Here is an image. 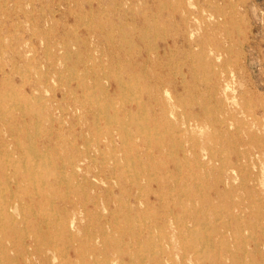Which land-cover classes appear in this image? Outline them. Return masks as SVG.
<instances>
[{"label":"rangeland","instance_id":"obj_1","mask_svg":"<svg viewBox=\"0 0 264 264\" xmlns=\"http://www.w3.org/2000/svg\"><path fill=\"white\" fill-rule=\"evenodd\" d=\"M81 1L0 0V203L17 195L13 223L0 222L8 256L0 264H264V244L254 243L264 242V152L241 169L227 165L234 145L253 141L249 133L264 151V0ZM117 81L127 90L113 91ZM128 98L142 107L122 102ZM94 102L119 108L113 119L127 126L123 114L134 106L152 143L160 138L167 148L124 142L116 125L108 141ZM80 157L82 169L72 171ZM175 204L177 224L163 227Z\"/></svg>","mask_w":264,"mask_h":264},{"label":"bare ground","instance_id":"obj_2","mask_svg":"<svg viewBox=\"0 0 264 264\" xmlns=\"http://www.w3.org/2000/svg\"><path fill=\"white\" fill-rule=\"evenodd\" d=\"M76 1V0H75ZM78 1V0H77ZM82 1H84V0H82ZM81 1V2H82ZM18 3V2H17ZM84 4V3H83ZM165 4V3H164ZM69 5V4H68ZM80 5V4H79ZM85 5V4H84ZM193 5V4H192ZM228 5V4H227ZM66 6V5H65ZM70 6V5H69ZM76 6V5H75ZM82 6V5H81ZM164 6H166V5H164ZM196 6V5H195ZM215 6V5H214ZM233 6V5H232ZM83 7V6H82ZM197 7V6H196ZM217 7V6H216ZM237 7V6H236ZM52 8H53V6H52ZM123 8V7H122ZM233 8V7H232ZM3 9V8H2ZM76 10V9H75ZM81 10V9H80ZM79 10V11H80ZM8 11V10H7ZM28 11V10H27ZM69 11H71V10H69ZM239 11V10H238ZM78 12V11H77ZM77 12H76V14H77ZM81 12H82V10H81ZM125 12V11H124ZM127 12V11H126ZM231 12V11H230ZM83 13H84V11H83ZM95 13V12H94ZM185 13V12H184ZM188 13H189V11H188ZM87 14V13H86ZM206 14V13H205ZM17 15V14H16ZM191 15V14H190ZM83 16V15H82ZM82 16H80V17H82ZM85 16V15H84ZM102 16V15H101ZM228 16V15H227ZM2 17V16H1ZM67 17V16H66ZM90 17V16H89ZM88 17V18H89ZM83 18V17H82ZM131 18V17H130ZM195 18V17H194ZM197 19V18H196ZM2 20V19H1ZM198 22V21H197ZM200 22V21H199ZM219 22V21H218ZM67 23V22H66ZM78 23V22H77ZM5 24V23H4ZM234 24V23H233ZM239 24V23H238ZM71 25H73V23L71 24ZM121 25V24H120ZM119 25V26H120ZM203 25H205V24H203ZM76 26V25H75ZM55 27V26H54ZM80 27H81V25H80ZM91 27H92V25H91ZM237 27V26H236ZM20 28H21V26H20ZM35 28H38L39 29V27H36L35 26ZM15 29V28H14ZM44 29V28H43ZM238 29V28H237ZM59 29H57V31H58ZM164 30V29H163ZM244 30V29H243ZM45 31V30H44ZM74 31H75V29H74ZM88 31V30H87ZM136 31V30H135ZM198 31V30H197ZM233 31V30H232ZM12 32V31H11ZM14 32V31H13ZM20 32V31H19ZM222 32V31H221ZM224 32V31H223ZM222 32V33H223ZM1 33V32H0ZM18 33V32H17ZM115 33V32H114ZM35 34V33H34ZM188 34V33H187ZM156 35H157V33H156ZM203 35V34H202ZM48 36V35H47ZM57 36V35H56ZM39 37V36H38ZM46 37V36H45ZM228 37V36H227ZM18 38V37H17ZM68 38V37H67ZM44 39V38H43ZM120 39V38H119ZM132 39V38H131ZM235 39V38H234ZM238 39H239V37H238ZM235 42H237L236 40H234ZM0 43H1V41H0ZM63 43V42H62ZM221 43V42H220ZM70 44V43H69ZM1 45V44H0ZM6 45V44H5ZM11 45V44H10ZM45 45V44H44ZM231 45V44H230ZM41 46V45H40ZM43 46V45H42ZM67 46H68V44H67ZM71 46V45H70ZM227 46V45H226ZM232 46V45H231ZM5 47V46H4ZM6 47H7V45H6ZM64 47H66V46H64ZM155 47V46H154ZM2 48V47H1ZM72 48V47H71ZM86 48V47H85ZM157 48V47H156ZM223 48V47H222ZM5 49V48H4ZM47 49V48H46ZM62 50V49H61ZM65 51V50H64ZM72 51V50H71ZM79 51V50H78ZM61 52V51H60ZM67 52V51H66ZM165 52V51H164ZM79 53H80V51H79ZM1 54V53H0ZM15 53H13V55H14ZM71 54V53H70ZM229 54V53H228ZM20 55V54H19ZM81 55V54H80ZM83 55V54H82ZM92 55V54H91ZM237 55V54H236ZM59 56V55H58ZM69 56V55H68ZM65 58V57H64ZM174 58V57H173ZM219 58V57H218ZM92 59V58H91ZM232 59V58H231ZM3 60V59H2ZM16 60V59H15ZM27 61V60H26ZM70 62V61H69ZM68 62V63H69ZM183 62H184V60H183ZM228 62V61H227ZM5 63H6V61H5ZM15 63V62H14ZM24 63V62H23ZM51 64V63H50ZM75 64V63H74ZM73 64V65H74ZM218 64V63H217ZM227 64V63H226ZM4 65V64H3ZM1 66V65H0ZM5 66V65H4ZM4 66H3V69H4ZM20 66V65H19ZM18 66V67H19ZM26 66H27V64H26ZM2 67V66H1ZM71 67V66H70ZM33 69V68H32ZM35 69V68H34ZM183 69V68H182ZM12 70V69H11ZM68 70V69H67ZM23 71V70H22ZM39 71V70H38ZM241 71V70H240ZM104 72V71H103ZM26 73V72H25ZM35 73V72H34ZM86 73V72H85ZM89 73V72H88ZM209 73V72H208ZM228 73H230V72H228ZM35 74H37V73H35ZM41 74V73H40ZM104 74V73H103ZM120 74V73H119ZM22 75V74H21ZM44 75V74H43ZM72 74H70V76H71ZM9 76V75H8ZM29 76V75H28ZM117 76H118V74H117ZM30 77V76H29ZM43 77V76H42ZM132 77V76H131ZM185 77V76H184ZM8 78V77H7ZM14 78V77H13ZM211 78V77H210ZM5 79V78H4ZM3 79V80H4ZM7 80V79H6ZM8 81V80H7ZM12 81V80H11ZM36 81V80H35ZM62 81V80H61ZM139 81V80H138ZM181 81V80H180ZM229 81V80H228ZM4 82V81H3ZM23 82V81H22ZM43 82V81H42ZM122 82V81H121ZM32 83V82H31ZM68 83V82H67ZM66 83V84H67ZM182 83V82H181ZM34 84H36V83H34ZM120 84H122V83H120ZM16 85V84H15ZM25 85H26V83H25ZM77 85V84H76ZM118 85H119V82L117 81L116 82V85H115V87L114 86H112V84L110 85V88L113 90V91H116V90H120V88L118 87ZM51 86V85H50ZM15 87V86H14ZM52 87H54L53 85H52ZM55 87H56V85H55ZM76 87V86H75ZM74 87V88H75ZM148 87V86H147ZM36 88V87H35ZM51 88V87H50ZM73 87H71V89H72ZM39 89V88H38ZM54 89V88H53ZM98 89V88H97ZM36 90V89H35ZM59 90V89H58ZM73 91H74V89H72ZM121 90H127V88H121ZM120 90V91H121ZM141 90V89H140ZM7 91V90H6ZM33 91V90H32ZM61 91V90H60ZM63 91V90H62ZM129 91V90H128ZM131 91V90H130ZM129 91V92H130ZM149 91V90H148ZM248 91V90H247ZM16 92H18V91H16ZM26 92V91H25ZM135 92V91H134ZM167 92V91H166ZM7 93V92H6ZM67 93V92H66ZM127 93V92H126ZM131 93H133V92H131ZM211 93V92H210ZM245 93V92H244ZM26 94V93H25ZM24 94V95H25ZM38 94V93H37ZM71 94H72V92H71ZM95 94V93H94ZM102 93H100V95H101ZM108 94H109V92H108ZM167 94V96H168V93H166ZM1 95V94H0ZM39 95V94H38ZM40 95H41V93H40ZM46 95V94H45ZM69 95H70V93H69ZM88 95V94H87ZM195 95V94H194ZM12 96V95H11ZM62 96H64V95H62ZM74 96V95H73ZM134 96V95H133ZM218 96V95H217ZM5 97V96H4ZM20 97V96H19ZM45 97V96H44ZM80 97V96H79ZM137 97V96H136ZM8 98V97H7ZM12 98V97H11ZM10 98V99H11ZM25 98V97H24ZM63 98V97H62ZM139 98V97H138ZM18 99V98H17ZM68 99V98H67ZM193 99V98H192ZM204 99V98H203ZM223 99V98H222ZM4 100V99H3ZM197 100H198V98H197ZM220 100V99H219ZM18 101V100H17ZM61 101V100H60ZM126 101V102H125ZM122 100V102L123 103H134L135 104V108L136 109H140L141 107H142V105H141V102L138 100V99H136V98H128L127 100ZM143 101V100H142ZM172 101V100H171ZM1 102V101H0ZM6 102H8V100L6 101ZM5 102V103H6ZM44 102H45V100H44ZM65 102V101H64ZM116 102V101H115ZM226 102V101H225ZM20 103V102H19ZM24 103H26V102H24ZM61 103V102H60ZM94 103H96V106H95V108L97 109L96 111L102 116H105L106 118H107V124H106V127H108V131L106 132V139L108 140V141H112L113 140V132H112V129H114V126L116 125L117 126V129H119V131L121 132L120 134H123L124 136H123V138H122V140L124 141V142H129V141H132V143L134 142V140H136V139H138V138H140V139H143L144 141H146V143L149 145V148H151V146H152V144H154L153 146H152V149H156V150H158V153H163L164 152V149L165 148H167L163 143H162V141H163V139L161 140L160 138L156 141V142H154V143H152V141H151V136L149 135V132H148V129L150 128V126H148V124H147V122H145V120L144 119H139V117L140 116H138V118H137V116H133V107H131L130 109H126L125 110V112H124V114L123 115H125L126 117L125 118H127L130 122H132L133 123V125H137L138 124V129L137 130H135L134 132H132V130H131V126H127L126 124H122V123H119L118 122V120H117V122H116V120L115 119H113L114 118V116L115 117H117V116H119V113H120V109L119 108H114L111 104H101V102H94ZM118 103V102H117ZM123 103H121V104H123ZM145 102L143 101V104H144ZM7 104V103H6ZM9 104H10V102H9ZM246 104V103H245ZM253 104V103H252ZM256 104V103H255ZM19 105V104H18ZM22 105V104H21ZM217 105V104H216ZM223 105V104H222ZM157 106V105H156ZM41 107H42V105H41ZM152 107H154V105L152 106ZM43 108V107H42ZM205 108V107H204ZM235 108V107H234ZM233 108V109H234ZM15 109V108H14ZM81 108L79 107H75V111H78V110H80ZM207 109V108H206ZM205 109V110H206ZM213 109V108H212ZM66 110V109H65ZM223 111V110H222ZM4 112V111H3ZM19 112V111H18ZM114 113L113 115H111V113ZM136 113V112H135ZM251 113V112H250ZM25 114V113H24ZM143 114V113H142ZM26 115V114H25ZM94 115H95V113H94ZM165 115H166V113H165V111H163L162 110V112L160 111V113H159V116H158V118H155V121H158V119H160V118H164L165 117ZM214 115V114H213ZM96 116V115H95ZM190 116V115H189ZM209 116H211L212 117V114L211 115H209ZM181 117V116H180ZM216 117V116H215ZM1 118V117H0ZM184 118H186L187 119V117H185L184 116ZM201 118H202V116H201ZM234 118V117H233ZM122 119V118H121ZM4 120V119H3ZM147 120V119H146ZM189 120V119H188ZM234 120H236V119H234ZM264 120V119H263ZM36 121V120H35ZM45 121V120H44ZM57 121H58V119H57ZM72 121V120H71ZM70 121V122H71ZM59 122V121H58ZM76 122V121H75ZM74 122V123H75ZM122 122H124V123H126V120L125 121H122ZM3 123H5V122H3ZM216 124H218L220 127H222L223 128V126L224 125H228V124H226L227 122L226 121H223V120H219V121H216L215 122ZM20 124V123H19ZM50 124V123H49ZM76 124V123H75ZM128 124V123H127ZM187 124H188V122H187ZM211 124V123H210ZM6 125V124H5ZM36 125V124H35ZM132 125V124H131ZM132 125V126H133ZM172 125H173V123H172ZM197 125V124H196ZM208 125V124H207ZM212 125H213V123H212ZM250 125V124H249ZM3 126H4V124H3ZM32 126V125H31ZM105 126V125H104ZM175 126V125H174ZM102 127V126H101ZM155 127V128H154ZM154 129H156L157 128V126L156 125H154ZM189 127V126H188ZM26 128V127H25ZM97 128V127H96ZM166 128V127H165ZM208 128H209V126H208ZM238 128V127H237ZM27 129V128H26ZM33 129V128H32ZM55 129H56V127H55ZM224 129V128H223ZM257 129V128H256ZM255 129V130H256ZM18 130V129H17ZM24 130V129H23ZM34 130V129H33ZM35 130H36V126H35ZM157 130V129H156ZM227 130V129H226ZM225 130V131H226ZM229 130V129H228ZM231 130V129H230ZM239 130V129H238ZM253 130V129H252ZM69 131V130H68ZM150 131V130H149ZM178 131H179V129H178ZM6 132V131H5ZM151 132V131H150ZM156 132H159L158 130L157 131H155L154 133H156ZM163 132V131H162ZM1 133H2V131H1ZM105 133V132H104ZM161 133V132H160ZM214 133V132H213ZM223 133V132H222ZM225 133V135L227 134L226 132H224ZM223 133V134H224ZM24 134V133H23ZM35 134V133H34ZM63 134V133H62ZM65 134V133H64ZM64 134H63V136H64ZM68 134H69V132H68ZM67 134V135H68ZM157 134H159V133H156V134H154V135H157ZM249 134H251V136H250V138L254 141L255 140V138L252 136V133H249ZM10 135H12V134H10ZM13 135H14V133H13ZM18 135V134H17ZM36 135V134H35ZM47 135V134H46ZM100 135V134H99ZM32 136H34V135H32ZM38 136V135H37ZM59 136V135H58ZM62 136V137H63ZM80 136V135H79ZM239 136V135H238ZM10 137V136H9ZM35 138H36V136H34ZM65 137H66V135H65ZM78 137V136H77ZM101 137V136H100ZM182 137V136H181ZM226 137V136H225ZM234 137V136H233ZM256 137H257V135H256ZM262 137V136H261ZM17 138V137H16ZM41 138V137H40ZM230 138V137H229ZM51 139H53V137H51ZM61 139V138H60ZM59 139V140H60ZM97 139V138H96ZM17 140V139H16ZM84 140V139H83ZM98 140V139H97ZM102 140V139H101ZM204 140V139H203ZM225 140V139H224ZM224 140H223V142H224ZM2 141V140H1ZM31 141H33V140H31ZM70 141V140H69ZM71 141H73V140H71ZM205 141V140H204ZM227 141V140H226ZM253 141H251V142H249V144L251 145V147H245V145H249L248 143L246 144L245 142H243V141H240V142H238L236 145H234L233 146V148L231 149V157H230V161L229 162H227V165L229 166V168L231 169V170H237V169H241L243 166H244V163H252V161H254L256 158H258V160H260L259 159V157L260 156H262L263 155V149H260V148H258V146H256V144H255V142H253ZM43 142V141H42ZM114 142V141H113ZM231 142V141H230ZM16 143V142H15ZM31 143V142H30ZM66 143H68V142H66ZM66 143H64V144H62V145H64L65 146V144ZM85 143V142H84ZM98 143V142H97ZM122 143V142H121ZM150 143H151V145H150ZM236 143V142H235ZM4 144V143H3ZM32 144V143H31ZM44 144V143H43ZM56 144V143H55ZM86 144V143H85ZM225 144V143H224ZM2 145V144H1ZM0 145V146H1ZM61 145V146H62ZM68 145V144H67ZM80 145H83V144H80ZM97 145V144H96ZM196 145V144H195ZM5 146V145H4ZM29 146V145H28ZM31 146V145H30ZM32 146H34V145H32ZM37 146V145H36ZM50 146V145H49ZM63 146V147H64ZM67 147V146H66ZM105 147V146H104ZM183 147H185V146H183ZM182 147V148H183ZM21 148V147H20ZM25 148V147H24ZM26 148H28V147H26ZM33 148V147H32ZM47 148V147H46ZM54 148V147H53ZM52 148V149H53ZM58 149V148H57ZM101 149V148H100ZM109 149V148H108ZM137 149H139V148H137ZM185 149V148H184ZM3 150V149H2ZM195 150V149H194ZM33 151V150H32ZM37 151V150H36ZM43 151V150H42ZM46 151V150H45ZM65 151V150H64ZM92 151V153H93V150H91ZM108 151V150H107ZM215 151H217V150H215ZM7 152V151H6ZM16 152V151H15ZM30 152V151H29ZM58 152V151H57ZM63 152V151H62ZM61 152V153H62ZM105 152V151H104ZM109 152V151H108ZM219 152V151H218ZM224 152H225V150H224ZM22 153V152H21ZM37 153H38V151H37ZM44 152H42V154H43ZM126 153V152H125ZM124 152H123V154H125ZM130 153V152H129ZM206 153V152H205ZM220 153V152H219ZM22 154H25L24 153V151H23V153ZM31 154V153H30ZM35 154V153H34ZM41 154V155H42ZM64 154H65V152H64ZM102 154V153H101ZM112 154V153H111ZM111 154H110V156H111ZM131 154V153H130ZM169 154V153H168ZM167 154V155H168ZM213 155H214V153H212ZM11 155H13L12 153H11ZM49 155H51V154H49ZM68 155V154H67ZM75 155V154H74ZM92 155V154H91ZM115 155V154H114ZM171 155V154H170ZM207 155V154H206ZM9 156V155H8ZM7 156V157H8ZM21 155H19V157H20ZM53 156V155H52ZM51 156V157H52ZM55 156H57V155H55ZM73 156V155H72ZM86 156V155H85ZM124 156V155H123ZM2 157V156H1ZM31 157H32V155H31ZM84 157V156H83ZM112 157V156H111ZM197 157V156H196ZM23 158V157H22ZM33 158V157H32ZM37 158V157H36ZM35 158V159H36ZM39 158V157H38ZM129 158H131L130 156H129ZM198 158V157H197ZM5 159H6V157H5ZM34 159V160H35ZM47 159V158H46ZM46 159H45V161H46ZM75 159V158H74ZM78 159V158H77ZM109 159V158H108ZM120 159V158H119ZM143 159V158H142ZM216 159V158H215ZM9 160V159H8ZM14 160V159H13ZM30 160H31V158H30ZM38 160V159H37ZM65 160V159H64ZM81 160H82V157H80L78 160H75V161H73V159H72V161L70 162L71 164V169H72V171H79V169H82V166H81V164H80V162H81ZM101 160H103V158L101 159ZM106 160V159H105ZM116 160V159H115ZM122 160V159H121ZM120 160V161H121ZM125 160H127V159H125ZM146 160V159H145ZM6 161V160H5ZM11 161V160H10ZM44 161V162H45ZM48 161H49V159H48ZM99 161V160H98ZM117 161V160H116ZM210 161H212V160H210ZM222 161H223V159H222ZM16 162H17V160H16ZM41 162H42V160H41ZM67 162H69V161H67ZM135 162V161H134ZM159 162V161H158ZM179 162V161H178ZM178 162H176L174 165H175V167L176 166H178ZM218 162V161H217ZM256 162V161H255ZM43 163V162H42ZM41 163V164H42ZM114 163V162H113ZM126 163V162H125ZM125 163H124V165L123 166H125ZM136 163V162H135ZM140 163V162H139ZM221 163V162H220ZM223 163V162H222ZM12 164V163H11ZM15 164V163H14ZM56 164H57V162H56ZM62 164V163H61ZM68 164V163H67ZM111 164V163H110ZM118 164V163H117ZM121 164H122V162H121ZM120 164V165H121ZM131 164V163H130ZM129 164V165H130ZM141 164V163H140ZM205 164H206V162H205ZM9 165V164H8ZM22 165H24V164H22ZM44 165H45V163H44ZM113 165V164H112ZM204 165V164H203ZM207 165V164H206ZM28 166H31V165H28ZM34 166V165H33ZM47 166V165H46ZM62 166V165H61ZM116 166V165H115ZM131 166V165H130ZM150 166V165H149ZM213 166H214V163H213ZM247 165H245V168H248V166L246 167ZM251 166V165H250ZM256 166V165H255ZM13 167H14V165H13ZM89 167V166H88ZM110 167V165L108 166V168ZM127 167V166H126ZM154 167V166H153ZM152 167V168H153ZM217 167V166H216ZM222 167V166H221ZM2 168V167H1ZM11 168V167H10ZM10 168H8V169H10ZM25 168V167H24ZM113 168V170L112 171H114V167H112ZM121 168V167H120ZM124 168V167H123ZM133 168V167H132ZM228 168V169H229ZM30 168L29 167H27V170H29ZM37 169H38V165H37ZM126 169V168H125ZM131 169V168H130ZM180 169V168H179ZM252 169V168H251ZM33 170V169H32ZM40 170V169H39ZM143 170H145V169H143ZM214 170V169H213ZM260 170V169H259ZM98 171V170H97ZM96 171V172H97ZM102 171H103V169H102ZM131 171V170H130ZM133 171V170H132ZM137 171V170H136ZM135 171V172H136ZM153 171V170H152ZM220 171H221V168H220ZM230 171V170H229ZM228 171V172H229ZM239 171V170H238ZM252 171V170H251ZM125 172H127V170L125 171ZM244 172V171H243ZM16 173V172H15ZM19 173H22V171H21V169L20 170H18L17 171V175L19 174ZM62 173V172H61ZM110 173V172H109ZM119 173V172H118ZM213 173V172H212ZM40 174H42L41 172H40ZM72 174V173H71ZM145 174V173H144ZM155 174V173H154ZM169 174V173H168ZM167 174V175H168ZM195 174V173H194ZM245 174H247V173H245ZM256 174H257V172H256ZM8 175V174H7ZM13 175V174H12ZM15 175V174H14ZM13 175V176H14ZM29 175H31L30 173H29ZM48 175V174H47ZM62 175V174H61ZM60 175V176H61ZM65 175V174H64ZM222 175V174H221ZM236 175V174H235ZM19 176V175H18ZM39 176V175H38ZM43 176V175H42ZM69 176V175H68ZM71 176V175H70ZM118 176H119V174H118ZM120 176H123V175H120ZM248 176H249V174H248ZM40 177V176H39ZM45 177V176H44ZM43 177V178H44ZM63 177V176H62ZM218 177V176H217ZM245 177H246V175H245ZM12 178V177H11ZM18 178V177H17ZM32 178H34L33 177V175H32ZM41 178V177H40ZM59 178V177H58ZM123 178V177H122ZM121 178V179H122ZM180 178V177H179ZM214 178V177H213ZM223 179H224V177H222ZM247 178V177H246ZM252 178V177H251ZM23 179H25V178H23ZM28 179V178H27ZM69 179V178H68ZM67 179V180H68ZM90 180H91V178H89ZM253 179V178H252ZM16 180V179H15ZM44 180V179H43ZM93 180V179H92ZM148 180H151V178L150 179H148ZM176 180V179H175ZM221 180V179H220ZM254 180V179H253ZM6 181H7V179H6ZM23 181H25V180H23ZM38 181H39V179H38ZM113 181V180H112ZM136 181V185H137V180H135ZM156 181V180H155ZM224 181V180H223ZM223 181H221L222 183H224ZM248 181V180H247ZM10 182V181H9ZM92 182V181H91ZM90 182V183H91ZM126 182V181H125ZM232 182V181H231ZM241 182H243V181H241ZM249 182V181H248ZM20 183V182H19ZM65 183V182H64ZM94 183V182H93ZM158 183V182H157ZM183 183V182H182ZM235 183H236V181H235ZM247 183V182H246ZM32 184V183H31ZM67 184V183H66ZM83 184H85V183H83ZM119 184V183H118ZM145 184H147V182L145 183ZM144 184V185H145ZM149 184V183H148ZM147 184V185H148ZM153 184V183H152ZM186 184V183H185ZM244 184L245 183H243V186H244ZM250 184V183H249ZM1 185H3V184H1ZM34 185V188H36L35 187V185L36 184H33ZM68 185V184H67ZM120 185V184H119ZM123 185V184H122ZM254 185H255V183H254ZM26 186V185H25ZM71 186V185H70ZM146 186V185H145ZM256 186V185H255ZM23 187V186H22ZM29 187V186H28ZM81 187V186H80ZM79 187V188H80ZM132 187V186H131ZM232 187H233V185H232ZM231 187V188H232ZM258 187H259V185H258ZM11 188V187H10ZM21 188V187H20ZM24 188V187H23ZM33 188V189H34ZM41 188V187H40ZM60 188V187H59ZM106 188V187H105ZM174 188V187H173ZM6 189H7V187H6ZM93 189V188H92ZM108 189H109V187H108ZM107 189V190H108ZM121 188H119V190H120ZM131 189V188H130ZM154 189H155V187H154ZM171 189V188H170ZM182 189V188H181ZM233 189H234V187H233ZM244 189V188H243ZM242 189V190H243ZM250 189V188H249ZM253 189V188H252ZM28 190V189H27ZM106 190V191H107ZM223 190V189H222ZM227 190L229 191V189L227 188ZM246 190V189H245ZM247 190H248V186H247ZM15 191V190H14ZM17 191V190H16ZM60 191V190H59ZM236 191V190H235ZM254 191V190H253ZM252 191V192H253ZM12 192V191H11ZM34 192H35V189H34ZM66 192V191H65ZM158 192V191H157ZM223 192H224V190H223ZM246 192V191H245ZM20 193V192H19ZM32 193V192H31ZM38 193V192H37ZM139 193H140V191H139ZM183 193V192H182ZM231 193V192H230ZM40 194V193H39ZM103 194V193H102ZM136 194V193H135ZM246 194V193H245ZM252 194V193H251ZM250 194V195H251ZM54 195V194H53ZM207 195V194H206ZM237 195V194H236ZM255 195V194H254ZM5 196V195H4ZM17 196V195H16ZM16 196H14L13 198H12V201H5V202H1L0 203V222L2 223V222H11V223H13V215L11 214V212L12 211H16L17 209H16V207H15V205H12V204H14V203H12L13 201H15L16 199H17V197ZM21 196V195H20ZM233 196V195H232ZM240 196V195H239ZM238 196V197H239ZM242 196V195H241ZM248 198H249V196L248 195H246ZM182 197V196H181ZM187 197V196H186ZM231 197V196H230ZM246 197V198H247ZM256 197V196H255ZM59 198V197H58ZM131 198V197H130ZM138 198V197H137ZM172 198V197H171ZM246 198H244V199H246ZM261 198V197H260ZM52 199V198H51ZM221 199V198H220ZM237 199V198H236ZM242 199V198H241ZM2 200V199H1ZM5 200V199H4ZM74 200V199H73ZM73 200H72V203H73ZM187 200H188V198H187ZM195 200V199H194ZM232 200V199H231ZM52 201V200H51ZM237 201V200H236ZM255 201V200H254ZM41 202V201H40ZM70 202H71V200H70ZM109 202V201H108ZM170 202V201H169ZM179 202V201H178ZM233 202V201H232ZM238 202V201H237ZM22 203V202H21ZM34 203V202H33ZM37 203V202H36ZM105 203V202H104ZM167 203V202H166ZM183 203V202H182ZM245 203V202H244ZM255 203V202H254ZM259 203V202H258ZM23 204H25L24 202H23ZM114 204V203H113ZM134 204V203H133ZM142 204V203H141ZM153 204V203H152ZM212 204V203H211ZM236 204V203H235ZM251 204H252V201H251ZM29 205V204H28ZM37 205H39V203H37ZM173 205V204H172ZM254 205V204H253ZM258 205V204H257ZM260 205H261V202H260ZM133 206V205H132ZM145 206H146V204H145ZM168 206V205H167ZM166 206V207H167ZM198 206V205H197ZM224 206V205H223ZM222 206V207H223ZM225 206H226V204H225ZM229 206V205H228ZM234 206V205H233ZM240 206H241V204H240ZM24 207V205L22 206V208ZM33 207V206H32ZM41 207V206H40ZM66 207V206H65ZM143 207V206H142ZM169 207V211L167 212V214H169V216H167V214H166V216L164 215V217H162V221H161V223H162V225H163V227H165V226H167L168 224H170L171 222L172 223H174V221L176 222L177 220H176V213H177V204H175L173 207H170V206H168ZM243 207H245V206H243ZM254 207H255V205H254ZM25 208V207H24ZM48 208V207H47ZM130 208V207H129ZM165 208V207H164ZM30 209H32V208H30ZM45 209V208H44ZM65 209V208H64ZM89 209V208H88ZM125 209V208H124ZM21 210V209H20ZM52 210V209H51ZM148 210V209H147ZM254 210V208L252 209V211ZM44 211V210H43ZM109 211H111V210H109ZM113 211V210H112ZM144 211V210H143ZM129 212V211H128ZM154 212V211H153ZM157 212H158V210H157ZM161 212H162V210H161ZM163 212H164V210H163ZM185 212V211H184ZM215 212H217V211H215ZM257 212V211H256ZM262 212V211H261ZM45 213H46V211H45ZM151 213V212H150ZM187 213V212H186ZM158 214V213H157ZM162 214V213H161ZM192 214V213H191ZM216 214V213H215ZM257 214V213H256ZM50 215V214H49ZM70 215V214H69ZM102 215V214H101ZM106 215V214H105ZM160 215V214H159ZM243 215V214H242ZM246 215V214H245ZM244 215V216H245ZM255 214L253 213V216H254ZM259 214H257L256 215V217L258 216ZM184 216V215H183ZM193 217H195V215L193 214L192 215ZM16 217V216H15ZM14 217V218H15ZM58 217V216H57ZM241 217V216H240ZM19 218V217H18ZM114 218H116V216L114 217ZM135 218V217H134ZM178 218V217H177ZM196 218V217H195ZM254 218V217H253ZM258 218V217H257ZM256 218V219H257ZM17 219V218H16ZM61 219V218H60ZM159 219V218H158ZM189 219V218H188ZM191 219V218H190ZM196 219H198V218H196ZM217 219V218H216ZM225 219V218H224ZM224 219H223V222H224ZM26 220V219H25ZM106 220V219H105ZM124 220V219H123ZM180 220H182L181 218H180ZM247 220H249V219H247ZM260 220H261V218H260ZM57 221V220H56ZM55 221V222H56ZM120 221H122V220H120ZM24 222V221H23ZM45 222H47V221H45ZM90 222V221H89ZM105 222V221H104ZM226 222H227V220H226ZM242 222V221H241ZM32 223V222H31ZM30 223V224H31ZM40 223V222H39ZM59 223V222H58ZM136 223V222H135ZM68 224V223H67ZM99 223H96V225H98ZM113 224V223H112ZM152 224H154V223H152ZM176 224H177V222H176ZM228 224V223H227ZM246 224V223H245ZM254 224H255V222H254ZM109 225V224H108ZM124 225V224H123ZM133 225V224H132ZM136 225V224H135ZM157 225H158V223H157ZM161 225V226H162ZM1 226V225H0ZM47 226V225H46ZM70 226V225H69ZM142 226V225H141ZM161 226H159V227H161ZM237 226H238V224H237ZM242 226H243V224H242ZM252 226V225H251ZM6 227H7V225H6ZM6 227H4V228H6ZM73 227V226H72ZM93 227V226H92ZM114 227V226H113ZM120 227V226H119ZM132 227V226H131ZM136 227V226H135ZM155 227V226H154ZM156 227H158V226H156ZM179 227V226H178ZM261 227H263V226H261ZM40 228V227H39ZM70 228V227H69ZM152 228V227H151ZM162 228V227H161ZM264 228V227H263ZM101 229V228H100ZM110 229V228H109ZM117 230L119 229L118 227L116 228ZM131 229V228H130ZM153 229H155V228H153ZM179 230H180V232H178V235H177V237L179 238V239H181L182 238V236H186L185 235V233L183 234L181 231H183L182 229H181V227H179L178 228ZM238 229V228H237ZM66 230V229H65ZM115 230V229H114ZM123 230V229H122ZM165 230H167L166 228H165ZM119 231H120V229H119ZM134 231V230H133ZM151 231V230H150ZM156 231V229L154 230V232ZM160 231H162V229L160 230ZM164 231V230H163ZM261 231V230H260ZM15 232V231H14ZM138 231L136 230V232L134 231V233H135V235H136V233H137ZM157 232H158V230H157ZM166 232V231H165ZM165 232H162V233H165ZM188 232H190V231H188ZM75 233V232H74ZM161 233V234H162ZM206 233V232H205ZM212 233H214L215 235H217V236H220V234H219V232L215 229V230H213L212 231ZM231 233V232H230ZM262 233V232H261ZM16 234V233H15ZM138 234V233H137ZM150 234L152 235V233L150 232ZM168 234V233H167ZM166 234V235H167ZM148 235V234H147ZM154 236H155V234H153ZM192 235V234H191ZM76 236V235H75ZM125 236V235H124ZM132 236V235H131ZM139 236V235H138ZM168 236H169V234H168ZM53 237V236H52ZM114 237V236H113ZM164 237V236H163ZM162 237V238H163ZM190 237V236H189ZM195 237V236H194ZM207 237V236H206ZM95 238V237H94ZM121 238V237H120ZM149 238V237H148ZM188 238V237H187ZM252 238H253V236H252ZM130 239V238H129ZM146 239V238H145ZM154 239V238H153ZM156 239V238H155ZM189 239V238H188ZM210 239V238H209ZM86 240H88V239H86ZM90 240H93V239H90ZM140 240V239H139ZM150 240V239H149ZM163 240V239H162ZM192 240V239H191ZM190 240V241H191ZM210 240H212V239H210ZM255 240V239H254ZM9 241H11V239H9ZM113 241V240H112ZM144 241V240H143ZM262 241V240H261ZM261 241H258V240H255L254 241V243H255V246H256V248H258V246H260L262 243L264 244V242H261ZM116 242V241H115ZM127 242H129V241H127ZM137 242V241H136ZM227 242L228 241H226V245H227ZM239 242V241H238ZM250 242V241H249ZM109 243V242H108ZM119 243H121V241L119 240ZM155 243V242H154ZM171 241H169V243H167L168 245H171ZM220 243V242H219ZM225 243V242H224ZM56 244V243H55ZM48 245V244H47ZM119 245V244H118ZM152 245H153V243H152ZM192 245V244H191ZM70 246V245H69ZM131 246V245H130ZM144 246V245H143ZM146 246H148V244L146 245ZM155 246V245H154ZM157 246V245H156ZM160 246V245H159ZM186 246H188V245H186ZM212 246V245H211ZM210 246V247H211ZM214 246V245H213ZM221 246V245H220ZM225 246V245H224ZM223 246V247H224ZM228 246V245H227ZM231 246V245H230ZM34 247V246H33ZM167 247V246H166ZM203 247H205V246H203ZM222 247V248H223ZM229 247V246H228ZM247 247V246H246ZM37 248V247H36ZM105 248V247H104ZM148 248V247H147ZM152 248V247H151ZM150 248V249H151ZM188 247H186V249H187ZM197 248V247H196ZM213 248V247H212ZM120 249V248H119ZM204 249V248H203ZM229 249V248H228ZM239 249V248H238ZM243 249V248H242ZM37 250V249H36ZM41 250H42V247H41ZM55 250V249H54ZM104 250V249H103ZM122 250V249H121ZM127 250V249H126ZM146 250H148V249H146ZM43 251H45V250H43ZM59 251V250H58ZM144 251H145V249H144ZM188 251V250H187ZM251 251V250H250ZM66 252V251H65ZM119 252V251H118ZM125 252V251H124ZM184 252V251H183ZM186 252V251H185ZM17 253V252H16ZM40 253V252H39ZM89 253V255H94L95 256V254L92 252V251H90V252H88ZM128 253V252H127ZM152 253V252H151ZM219 253V252H218ZM231 253V252H230ZM22 254V253H21ZM20 254V255H21ZM43 254H44V252H43ZM184 254V253H183ZM195 254V253H194ZM247 254H249V253H247ZM0 255L2 256L3 255V258L4 259H7L8 258V256L5 254V252H4V250H0ZM23 255V254H22ZM39 255V254H38ZM74 255H76L77 256V251H75L74 252ZM145 255V254H144ZM143 255V256H144ZM173 255V254H172ZM181 255V254H180ZM85 256V255H84ZM104 256V255H103ZM109 256V255H108ZM122 256V255H121ZM121 256H120V259H121ZM163 256V255H162ZM235 257H236V255H234ZM250 256V255H249ZM17 257V256H16ZM24 257V256H23ZM41 257V256H40ZM106 257H107V255H106ZM145 257H146V255H145ZM170 257V256H169ZM183 257V256H182ZM39 258V257H38ZM47 258V260L48 259H50L51 257H46ZM111 258V257H110ZM115 258V257H114ZM132 258V257H131ZM167 258V257H166ZM237 258V257H236ZM262 258V257H261ZM58 259V258H57ZM82 259V258H81ZM106 259V258H105ZM124 259V258H123ZM149 259V258H148ZM232 259V258H231ZM102 260V259H101ZM134 260V259H133ZM145 260V259H144ZM150 260V259H149ZM148 260V261H149ZM152 260H153V258H152ZM182 261H183V259H181ZM56 261V260H55ZM89 261V260H88ZM106 261H107V259H106ZM175 261V260H174ZM262 261H263V259H262ZM125 262V261H124ZM160 262V261H159ZM205 262V261H204ZM50 263H51V260H50ZM60 263V262H59ZM252 263H253V261H252ZM69 264V263H68ZM109 264V263H108ZM148 264V263H147Z\"/></svg>","mask_w":264,"mask_h":264}]
</instances>
